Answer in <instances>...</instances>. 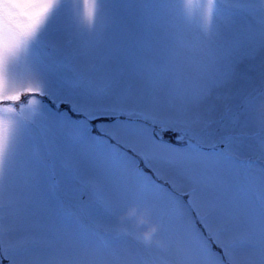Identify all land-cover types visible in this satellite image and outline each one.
<instances>
[{"label": "snow or ice", "instance_id": "1", "mask_svg": "<svg viewBox=\"0 0 264 264\" xmlns=\"http://www.w3.org/2000/svg\"><path fill=\"white\" fill-rule=\"evenodd\" d=\"M0 264H264V0H0Z\"/></svg>", "mask_w": 264, "mask_h": 264}]
</instances>
